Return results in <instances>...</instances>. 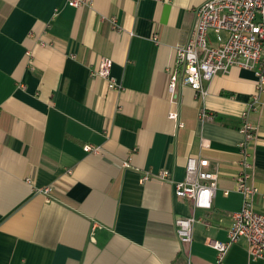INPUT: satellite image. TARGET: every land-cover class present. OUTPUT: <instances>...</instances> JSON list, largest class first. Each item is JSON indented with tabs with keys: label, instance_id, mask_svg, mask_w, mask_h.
Instances as JSON below:
<instances>
[{
	"label": "crops",
	"instance_id": "0c3cea01",
	"mask_svg": "<svg viewBox=\"0 0 264 264\" xmlns=\"http://www.w3.org/2000/svg\"><path fill=\"white\" fill-rule=\"evenodd\" d=\"M80 1L0 0V264H264L244 240L223 259L209 245L228 241L242 208L235 175L255 72L216 75L205 98L169 92L177 49L208 0ZM106 59L109 80L99 75ZM247 119L264 214V97ZM198 156L220 172L210 210L156 178L182 181ZM192 216L201 221L183 243L175 222Z\"/></svg>",
	"mask_w": 264,
	"mask_h": 264
},
{
	"label": "built area",
	"instance_id": "2783aa9c",
	"mask_svg": "<svg viewBox=\"0 0 264 264\" xmlns=\"http://www.w3.org/2000/svg\"><path fill=\"white\" fill-rule=\"evenodd\" d=\"M80 0H70V5L79 7ZM195 23L191 37L185 47L177 49V61L171 71L169 92L174 97L182 86H188L197 95L205 98L208 90L205 83L218 74H228L234 67L252 70L257 76V85L248 111L244 114L242 131L245 140L239 145L240 159L237 162L238 173L235 175L236 191L242 195L243 204L240 211L231 216L226 243L215 240L209 245L216 249L223 259L230 247L244 240L248 246L249 256L253 261L264 262V214L255 210L254 197L259 189L251 184L253 164L249 153L250 145L256 139L255 128L248 121L249 111L258 108L264 97V0H208L195 9ZM115 19L113 23L115 24ZM211 34L215 39L212 41ZM158 38L155 37V41ZM182 66V70L179 67ZM111 60H103L99 75L110 78ZM111 88H116L114 83ZM171 119H178L173 113ZM212 116L205 110L201 120H211ZM209 148L208 142L202 144ZM87 153H99V148L86 145ZM210 161L202 156L187 160L186 176L182 181H173L169 171H162L156 178L173 184L178 198L190 199L196 209L210 210L218 189L219 170L210 171ZM151 174H146L142 182L149 181ZM51 187L41 192L48 195ZM229 194L228 191L225 192ZM201 219L194 216L176 220V232L183 243H192L193 231Z\"/></svg>",
	"mask_w": 264,
	"mask_h": 264
}]
</instances>
